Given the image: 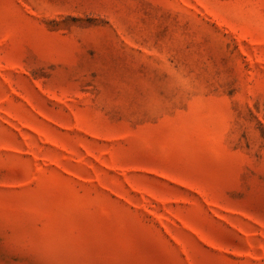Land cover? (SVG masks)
<instances>
[{
	"label": "rangeland",
	"instance_id": "1",
	"mask_svg": "<svg viewBox=\"0 0 264 264\" xmlns=\"http://www.w3.org/2000/svg\"><path fill=\"white\" fill-rule=\"evenodd\" d=\"M0 264H264V0H0Z\"/></svg>",
	"mask_w": 264,
	"mask_h": 264
}]
</instances>
